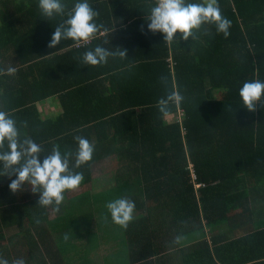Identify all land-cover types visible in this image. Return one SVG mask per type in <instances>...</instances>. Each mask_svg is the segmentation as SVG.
I'll return each instance as SVG.
<instances>
[{"label":"trees","instance_id":"obj_1","mask_svg":"<svg viewBox=\"0 0 264 264\" xmlns=\"http://www.w3.org/2000/svg\"><path fill=\"white\" fill-rule=\"evenodd\" d=\"M74 2L63 0L65 12ZM88 2L100 27L76 48L70 38L48 46L66 16H43L38 0H0V110L43 154L74 153L76 136L94 146L58 206L38 205L27 184L10 191L14 175H0V257L86 264L113 239L128 254L106 264H264V103L249 111L238 94L244 81L264 80V0H217L227 37L205 23L172 42L147 29L154 0ZM126 17L136 29L115 28ZM97 45L125 56L83 64ZM172 92L182 99L161 112ZM49 99L61 111L42 118ZM99 171L112 188L87 190ZM117 198L135 203L126 227L106 208Z\"/></svg>","mask_w":264,"mask_h":264},{"label":"clouds","instance_id":"obj_2","mask_svg":"<svg viewBox=\"0 0 264 264\" xmlns=\"http://www.w3.org/2000/svg\"><path fill=\"white\" fill-rule=\"evenodd\" d=\"M63 0H38V8L45 17L64 15L66 18L58 24L48 42L49 47L60 44L62 40L72 39L75 42L87 41L99 29L94 17L97 12L90 6L88 0H75L71 9L65 12ZM147 29L163 34V41L187 40L193 36V30L202 24H214L218 33L225 37L229 35L231 21L222 16L217 0H154L147 14ZM174 34H178L174 36ZM125 56V51L114 52L97 45L82 55L85 65L103 64L109 56ZM11 73L14 69L9 68ZM239 97L243 107L252 111L257 103H264V80H246L239 88ZM182 99L177 92L168 94L157 103L161 112L167 111L170 102ZM77 141L75 152H61L53 146L48 154H43L41 145L31 138H21L16 121L12 116L0 110V175H14L8 188L12 192L23 190L27 184L33 194H38L37 204L40 206L59 205L64 199L65 190H73L83 180L81 172L73 171L85 162L91 160L94 146L82 136L74 138ZM6 144V150L5 149ZM74 159H71L73 158ZM71 159V167L70 165ZM106 208L115 224L126 227L133 218L134 201L117 198L107 202ZM67 238V237H65ZM0 264L9 261L0 257ZM13 264H25L18 258Z\"/></svg>","mask_w":264,"mask_h":264},{"label":"crops","instance_id":"obj_3","mask_svg":"<svg viewBox=\"0 0 264 264\" xmlns=\"http://www.w3.org/2000/svg\"><path fill=\"white\" fill-rule=\"evenodd\" d=\"M147 9H148V7H146V10ZM147 23H148V21H147ZM143 26H145V25H143ZM115 28L118 30L123 29L125 31L130 32V30L136 29V26L134 24H132V22H130V20H128V18H127L126 22H124L122 24V26L118 27V25H116ZM137 28H138V26H137ZM104 33L105 32L102 31V34H104ZM169 60H171V58H169ZM39 110L41 112L42 118L52 117L56 113H60V111H61L60 105H59L58 101H56L55 99H49V100H47L46 103L39 105ZM91 184L89 185L88 188H86L87 190L91 191V189H90ZM111 188H112V184H110L108 182L104 186V188L98 190V192L103 191L105 189L109 190ZM119 241H114L113 239H106L105 241L102 240L98 248H94L93 250H91V252H89L87 255H85V260L87 262L86 264H106V261H107L106 257L108 256V254H111L112 256L115 255L114 259L116 261H117V258H118V260H124L125 258H122V254L124 255V257L128 254L126 252L127 247L124 250L125 252L122 253L121 252L122 250L120 249V246H119ZM120 253H122V254H120ZM120 264H125V262L122 261V262H120Z\"/></svg>","mask_w":264,"mask_h":264},{"label":"rangeland","instance_id":"obj_4","mask_svg":"<svg viewBox=\"0 0 264 264\" xmlns=\"http://www.w3.org/2000/svg\"><path fill=\"white\" fill-rule=\"evenodd\" d=\"M167 118L168 119L172 118V116H168ZM105 165H107V166H104V168H103L104 170H107V169L109 170V167L112 166V165H110V162L106 163ZM99 177H101V178H99ZM94 178L95 179L90 186V189L93 192H98V190L104 188V186L109 182L107 180L105 173H100V171H99V173L95 174ZM88 187H89V185L87 186V188ZM51 217H52V215H51Z\"/></svg>","mask_w":264,"mask_h":264},{"label":"built area","instance_id":"obj_5","mask_svg":"<svg viewBox=\"0 0 264 264\" xmlns=\"http://www.w3.org/2000/svg\"><path fill=\"white\" fill-rule=\"evenodd\" d=\"M89 40H87V41H79V42H77L76 44H75V46H76V48H77V46H81V45H83V44H86L87 42H88ZM182 116H183V110H180V113H179V115H178V118H177V120L178 119H182ZM174 116H172V118H173ZM172 118H169V120H172Z\"/></svg>","mask_w":264,"mask_h":264},{"label":"bare ground","instance_id":"obj_6","mask_svg":"<svg viewBox=\"0 0 264 264\" xmlns=\"http://www.w3.org/2000/svg\"><path fill=\"white\" fill-rule=\"evenodd\" d=\"M41 210V209H40Z\"/></svg>","mask_w":264,"mask_h":264}]
</instances>
